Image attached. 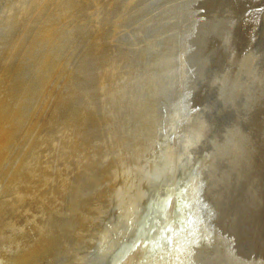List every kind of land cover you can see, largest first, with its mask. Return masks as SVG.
I'll return each instance as SVG.
<instances>
[{"label":"bare ground","instance_id":"bare-ground-1","mask_svg":"<svg viewBox=\"0 0 264 264\" xmlns=\"http://www.w3.org/2000/svg\"><path fill=\"white\" fill-rule=\"evenodd\" d=\"M103 1L0 0V77L8 71L6 80L23 62L32 69V76L19 79L18 74L8 82L3 94L11 96V102L0 105V261L9 252L14 258L19 251L38 264H205L203 258L196 261L192 240L201 233L199 212L213 208L215 186L221 182L218 170L224 171L226 166L213 161L207 153L212 139L205 146L197 130L213 123L210 111L218 99L233 108L226 122L233 128V136L246 139L240 122L247 133L252 131L254 118L257 123L258 116L263 121L264 2L122 0L119 3L126 12L118 15L117 10L116 18L110 20L118 22L114 29L122 23L126 28L137 25L116 37L111 49L103 52L102 48V54L90 57L86 53L92 65L83 74L76 73L69 62L80 52L79 45L90 37L93 26L79 37L78 33L97 18L96 11L87 12L89 7ZM115 1H110V7ZM171 2L175 3L168 5ZM252 7L258 17L256 27H250L246 18ZM155 10L159 15L148 19ZM146 23L155 28L143 32L149 38L143 35L147 41L137 45L135 40H141L137 29L142 31ZM68 25L71 29L62 32ZM105 36L110 39L113 35ZM73 42L71 55L63 59L65 48ZM121 44L129 49H122ZM203 49L198 57H187L189 70L177 81V65L183 62L184 53ZM119 50L126 53L123 58ZM217 58L221 69L211 84L208 77ZM226 67L227 83L223 78ZM165 69H169L167 81L173 82L176 92L164 91L161 97L156 89L157 97L149 100L148 83L154 76H159L157 88L161 81L165 83ZM81 83L82 100L73 105L74 113L82 105L78 117L69 118V123L57 121L60 115L55 119L70 99L63 94L51 106L45 127L38 119V126L44 129L35 138V123L25 121L38 98L44 96V106L56 93L61 94V90L54 94L55 88L64 87L72 96ZM198 90L202 96L194 105V125L176 123ZM13 103H17L16 109ZM42 109L39 113L45 111ZM150 111L155 113L153 129H147L146 138L138 135V142L135 133L147 120L144 112ZM223 117L215 116L218 127L223 126ZM122 128L124 138L128 136L126 142ZM224 137L218 155L233 147L227 133ZM105 147L106 152L101 151ZM104 158L112 161L105 163ZM98 186L104 193L101 198ZM205 241L206 250L214 249ZM242 252L253 255L250 248H242Z\"/></svg>","mask_w":264,"mask_h":264},{"label":"water","instance_id":"water-1","mask_svg":"<svg viewBox=\"0 0 264 264\" xmlns=\"http://www.w3.org/2000/svg\"><path fill=\"white\" fill-rule=\"evenodd\" d=\"M173 3L175 2L168 3V5H172ZM166 9L167 8L165 7L161 8V10L163 11ZM153 15L158 16V11H154L153 13H151L148 16V19H150L151 17L153 18ZM136 25L137 23L134 26ZM148 26L145 25L143 29H147ZM137 31V37L141 38V40L136 39L135 42L137 45H142L147 41L145 39L149 37L145 38L141 30L137 29ZM235 31H237V29H235ZM235 36L236 32L232 39H235ZM131 46L133 49H136L133 43L131 44ZM156 49L158 50V48ZM205 50L206 49H203L200 52L199 50H196L195 52H191L189 54L188 52L184 53L182 60L183 62L177 65L179 68V76L177 78V81L180 80L181 74L183 75L184 71L188 69L186 61L187 57L191 55H196L198 57L199 55L203 54ZM214 63L215 65L213 64L210 75L208 77V80L211 84L215 78L216 73H218L221 69L219 66L218 58L214 61ZM181 65L183 70H181ZM165 70V83H162L161 81L157 88V83L155 82V80H157L159 76H154V79L148 83L147 88L152 90V92L151 90L148 92L150 93L149 100L157 97L155 92L156 89H158L157 93L161 91V97L164 91L170 93L171 95H174V93L176 92L173 82L171 80L167 81L168 77L166 76V74L169 73V69ZM228 72L229 70L226 67L224 69L223 76V78L225 79V83L230 80ZM145 75L147 76V73ZM144 80H146V78ZM243 91L244 88H242L241 92ZM194 93L195 94L191 95V100L189 103L190 105H187V107L182 109L184 111V115H182L183 118L181 117L180 121L178 119L176 122L180 123L181 121H184V127L194 125L193 122L195 116L192 117L194 113L193 109L197 101L200 100L202 91L198 90ZM106 102L107 100L105 99V104ZM215 105L216 106H213L212 110L210 111L213 123H210L209 128L206 127L205 130L199 129L197 131L199 135L204 137L205 146L207 145L208 140L212 139V142L208 144L207 153H210V156L213 157V161H216L219 167L224 164L226 168L224 169V171H222V169L218 170L220 171L221 182L216 183L215 186L217 190L214 191L215 203L213 202V208H207V210L201 211L198 214V223L201 229V233L192 240L193 245L191 248L196 255V261L198 263H200L203 258L205 264H208L209 261L218 264L219 259H221V264H235V262L237 264H264V87L263 121L260 122L258 116L257 120L259 122L257 123L256 118H254V123L252 122V131L247 133H245L246 131L243 128L242 123H239V129L241 128L243 136L244 134H246V139H244L245 136H233V128L229 127L230 125L226 123L229 120V117H227V115L229 112H233V108H230L228 103L225 104V102H219V99ZM152 107L150 110L154 108ZM249 109L251 110V107ZM144 113L147 114V120H145V124L142 125V128L140 126V129L135 133L138 142V135L139 137L140 135H142V137L146 138V136L150 132L147 131V129H153L151 128V126L153 125L152 121L155 118L154 111ZM217 114H222V117L224 116L223 119H221V121L223 122V126L221 127H218L216 123L215 116ZM144 117L145 115H143V118ZM138 120L139 119L137 117L136 121ZM122 130L123 128L121 129V136L123 141L126 142L127 140H125V138H127L128 136L124 138L125 133ZM207 132H209L210 134H207ZM226 133L229 137V142L230 144H233V147H228L226 153L218 155L220 148L219 145L222 142H225L224 136ZM170 134L176 136L175 131H172ZM170 134L165 135L166 141ZM206 136L209 137L207 138ZM239 138L241 139L236 141ZM229 142L227 143L228 145ZM245 143L246 145H244ZM213 147L215 148V150L213 149ZM105 149L106 147L104 148V150L101 149V151L106 152ZM211 149L214 150L213 153H211ZM103 161L105 163H109L112 161V159L111 161H109L107 158H104ZM210 170L211 169H209V172ZM224 175L226 176L225 179L222 178V176ZM103 180L106 181L107 176L103 178ZM102 194H104L102 193V188L98 186L97 196L101 198ZM225 197H227V200ZM81 201H84V197L81 199ZM90 202L92 201L90 200ZM85 206L86 205L82 206L81 208H83L84 210L87 208ZM200 238L201 240L199 241ZM205 238L208 241V245L214 249H205ZM9 244L11 245L12 242L9 241ZM196 244L201 247L200 250L196 247ZM242 248L252 249L253 255L249 256L247 254H244L242 252ZM24 253L25 252L18 251L15 253L14 258H11L12 253L9 252L7 257L4 260L0 261V264H38L36 259H33L31 256H25ZM220 253H222L221 257ZM42 262H44V259H42Z\"/></svg>","mask_w":264,"mask_h":264},{"label":"rangeland","instance_id":"rangeland-1","mask_svg":"<svg viewBox=\"0 0 264 264\" xmlns=\"http://www.w3.org/2000/svg\"><path fill=\"white\" fill-rule=\"evenodd\" d=\"M110 1H114V0H106V1H103V4H101L100 6H97V7H95V6H92V7H89V9H88V11L87 12H93V11H96L97 12V18H96V20H94V21H90V22H87L86 23V25L83 27V29H81L80 30V33H78V37L80 36V35H82V32L88 27V28H90L89 27V25L90 26H93V28H92V34L90 35V37H88V39L84 42V45H82V46H80L79 45V48H78V50L80 51V52H78L77 50V52H75L74 53V55H75V57H74V59L72 60V62L70 61L69 62V66H70V70L72 69V71H74V72H78V73H80V74H83L84 73V71L85 70H87L88 69V67L90 68L91 67V65H92V63H91V61H90V59L89 60H86V59H88V58H90L91 56H93L94 54H97V55H99L100 53H101V51L100 50H103L102 48H104V50H103V52L105 51V48L106 49H111L112 48V46H113V44L112 43H114V42H116V37H118L119 35L121 36V35H123V33H124V31H127V30H129V29H131L132 27H133V25H135L136 23H134V24H129L128 25V27L126 28V27H123V23L122 24H120L119 25V27L117 28V29H114V27L116 26V24L118 23V22H111L114 18H116L114 15H115V13H116V15H117V10H120V13L118 14V15H120L121 13H122V10L124 11V12H126L125 11V9L124 8H121V5H120V1H122V0H116L115 1V3H114V5H115V7H114V5L113 6H111L110 7ZM256 1H258V0H256ZM117 2V3H116ZM263 2H264V0H263ZM97 5V4H96ZM104 7V8H103ZM115 8V9H114ZM155 11H157V10H155ZM102 14H101V13ZM111 12V13H110ZM114 12V13H113ZM254 12H256V10H255V8L254 7H252V9L250 10V11H248L247 13H246V18H247V20H250V27H253V25H255V27H256V23L258 22V17L256 16V13H254ZM128 13V12H127ZM112 15V16H111ZM102 17V18H101ZM112 17V18H111ZM111 20V21H110ZM100 21V22H99ZM110 21V22H109ZM118 21V20H117ZM148 23H150V22H148ZM146 24L147 26L148 25H150V24ZM105 24V25H104ZM73 25V24H72ZM72 25H68V26H65L64 28H67V27H70V26H72ZM103 25V26H102ZM131 25V26H130ZM254 27V28H255ZM63 28V29H64ZM150 28H151V30H150ZM155 27H153V26H148V28L147 29H142V34H143V32H151V31H153V29H154ZM254 28L252 29V31L254 30ZM68 29H71V28H67V29H64L62 32H67L66 30H68ZM89 30V29H88ZM87 30V31H88ZM144 30V31H143ZM86 31V32H87ZM108 33H111L113 36H110L109 38L110 39H106V34H108ZM101 34H104V35H102V36H104V38L101 36ZM76 35H77V33H76ZM145 37H146V35L145 34H143ZM77 36H76V38H78ZM101 39V40H100ZM104 39V40H103ZM101 43V44H100ZM99 44V45H98ZM74 45H75V43L73 42V44H72V46L69 48H65V54H64V57H63V59H65V60H67V58L71 55V53H72V51H73V48H74ZM101 45V46H100ZM104 46V47H103ZM121 48L122 49H125V50H128L129 49V46H127V45H124V44H121ZM128 48V49H127ZM81 49V50H80ZM100 51V52H99ZM121 51V52H120ZM70 52V53H69ZM102 52V53H103ZM86 53H88V54H90L89 56L90 57H88V55L86 54ZM101 53V54H102ZM120 53H123V54H121L120 55ZM78 56H77V55ZM84 54V55H83ZM119 56H121V58H123L122 56H125L126 55V53L123 51L122 52V50H119ZM83 56V57H82ZM84 56H86V57H84ZM129 56H130V54H129ZM128 56V57H129ZM127 57V58H128ZM78 58H80V59H78ZM84 60H83V59ZM81 63H83V64H80V62ZM87 61V62H86ZM85 62H86V64H85ZM89 62V63H88ZM80 64V65H79ZM88 64V65H87ZM75 65V66H74ZM77 65H79V66H81V67H77ZM84 65H85V68H84ZM86 67H87V69H86ZM78 70H77V69ZM84 68V69H83ZM37 69H39V67L37 68ZM31 70L32 69H30L29 68V66L27 65V63L26 62H23V63H21V65H20V67L19 68H17L14 72H12L9 76H8V78L5 80V78H6V76H7V72L8 71H5V73L0 77V97L1 98H3L2 100H0V105H2V104H4V103H8V102H11V96H8L7 94L5 95V94H3V93H5V91H6V89H8V87H9V81L10 80H12L13 79V77L14 76H17L18 74V76H19V79H24L25 78V76H27V78L29 77V76H32V74H31ZM80 71V72H79ZM83 72V73H82ZM76 73H75V75H76ZM26 78V79H27ZM52 79V81H54V79H53V77L51 78ZM61 80H62V78H60ZM60 79L58 80V81H60ZM62 81H60V83H61ZM85 83V82H84ZM84 83H81V85L80 86H78L79 87V89H77V91L75 92V94L73 95V94H71L72 96H70V94H69V92L71 93L72 91H69V90H67L66 88H65V90L63 91V88L65 87V84H66V81H63V83H62V86H64V87H62L61 89L59 88L58 89V87L57 88H55L56 90H55V92H54V94L56 93V91H60V93L61 94H59V95H57V93H56V95H54L55 96V98H54V96L53 97H51L52 99H50V101H49V103H46V105H44V106H42V101H44V96L43 95H41L39 98H38V101L36 102V104H35V106H34V108H33V110H32V112H31V114H30V116L28 117V119H26L27 121H25L26 122V124L27 125H32V123H35V133L33 132V134H34V137L36 138V136H37V133H39V131H40V129L41 130H43L42 129V127L46 124L45 123V121H48V122H50V113H51V110H52V107H54L56 104H58L56 101V99H58L59 97H61L63 94H66L67 96L69 95V97H70V99H68V103H66L64 106H63V108H65V109H62L61 111H58L59 113H58V115H57V117L55 118V119H57L58 118V116H59V119L57 120V121H64L65 123H69V122H71L70 121V119L69 118H76V117H78V116H76L77 115V113H79L80 112V110H81V106H79V110L76 112V113H74V111H75V109L73 108V105H75L74 103H77L78 105H79V103H80V101L82 100V98H81V95H80V93H82L81 91H82V89H81V87L83 86V84ZM48 85H49V82H48ZM61 85V84H60ZM95 85H96V88H97V86H98V82H97V84H96V82H95ZM69 86V85H68ZM51 87V86H50ZM95 88V89H96ZM58 89V90H57ZM68 91V92H67ZM22 92V91H21ZM63 92V93H62ZM68 93V94H67ZM76 93H78L79 95H76ZM24 94V92L21 94V95H23ZM67 96H66V98H67ZM79 98H78V97ZM71 97L73 98V97H75V98H73V100L71 99ZM88 97V96H87ZM62 98H64V97H62ZM81 98V99H80ZM86 98V96L84 97V99ZM65 99V98H64ZM53 101H55V102H53ZM71 102V103H70ZM55 103V104H54ZM14 104V103H13ZM48 104L50 105V107H47L48 106ZM40 105V106H39ZM69 105V106H68ZM77 105V106H78ZM72 106V107H71ZM16 107H17V103H15L14 105H13V109H16ZM44 108V109H42V110H45V111H42L41 113H39L40 112V109L41 108ZM71 107V108H70ZM22 108H24V107H22ZM73 108V109H72ZM21 109V108H20ZM39 109V110H38ZM46 109H49L48 111L49 112H47L46 111ZM67 110V111H66ZM72 112H71V111ZM74 110V111H73ZM65 111V112H64ZM35 112H37V113H35ZM62 112V113H61ZM40 115H43V116H40ZM48 113V114H47ZM61 113V114H60ZM63 113H65V114H63ZM66 113H67V115H66ZM44 114H46V115H44ZM72 114H74L72 117H71V115ZM36 115V117H35V119H34V116ZM49 115V116H48ZM48 117V119L47 118H45V117ZM69 116V117H68ZM39 118H41V119H39ZM40 121H39V120ZM43 119V120H42ZM36 120V121H35ZM37 121H39L40 122V124H41V126L39 127L38 126V124H39V122H37ZM69 121V122H68ZM31 122V123H30ZM42 122V123H41ZM37 123V124H36ZM45 123V124H44ZM26 124H24V126L26 125ZM52 123H50V125H51ZM39 129H38V128ZM45 127V126H44ZM89 127V126H88ZM28 129H29V127L28 126H26V130H27V132H28ZM98 129H99V127L97 128V131H98ZM25 131V130H24ZM89 132V131H88ZM31 134L29 133V141H30V136ZM33 137V139H35Z\"/></svg>","mask_w":264,"mask_h":264}]
</instances>
